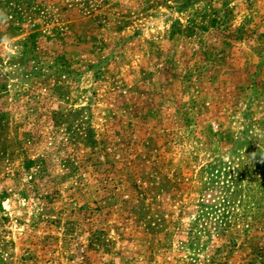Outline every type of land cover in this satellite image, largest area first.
I'll use <instances>...</instances> for the list:
<instances>
[{"label":"rangeland","instance_id":"374dc122","mask_svg":"<svg viewBox=\"0 0 264 264\" xmlns=\"http://www.w3.org/2000/svg\"><path fill=\"white\" fill-rule=\"evenodd\" d=\"M0 13V264H264V0Z\"/></svg>","mask_w":264,"mask_h":264},{"label":"clouds","instance_id":"9594fccd","mask_svg":"<svg viewBox=\"0 0 264 264\" xmlns=\"http://www.w3.org/2000/svg\"><path fill=\"white\" fill-rule=\"evenodd\" d=\"M3 14L2 13H0V16H2Z\"/></svg>","mask_w":264,"mask_h":264},{"label":"trees","instance_id":"16d2710c","mask_svg":"<svg viewBox=\"0 0 264 264\" xmlns=\"http://www.w3.org/2000/svg\"><path fill=\"white\" fill-rule=\"evenodd\" d=\"M237 186V185H236Z\"/></svg>","mask_w":264,"mask_h":264}]
</instances>
